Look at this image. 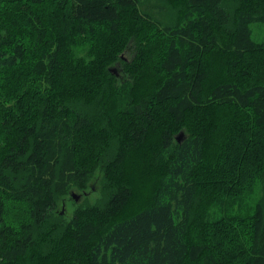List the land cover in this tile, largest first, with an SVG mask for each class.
<instances>
[{"label":"trees","instance_id":"obj_1","mask_svg":"<svg viewBox=\"0 0 264 264\" xmlns=\"http://www.w3.org/2000/svg\"><path fill=\"white\" fill-rule=\"evenodd\" d=\"M140 1L0 0V264H264V0Z\"/></svg>","mask_w":264,"mask_h":264},{"label":"rangeland","instance_id":"obj_2","mask_svg":"<svg viewBox=\"0 0 264 264\" xmlns=\"http://www.w3.org/2000/svg\"><path fill=\"white\" fill-rule=\"evenodd\" d=\"M157 3H158V0H144V1L141 0L139 6L141 10H146L147 13H150L154 16H158L159 11L153 8L154 4H157ZM250 28L252 32V39L256 42H263L264 41V24L258 23V22L252 23L250 25ZM80 54H82V51L80 52ZM123 57L129 58L130 54L129 53L125 54ZM73 194L78 195L77 193H73ZM262 194H263L262 187H260L259 183H256L252 193H248V194L244 193L240 197H233V198L230 197L227 202H223L224 204L220 203L221 206L212 208L211 217H214V218H218L221 216L229 217L231 215H236V214H239L241 216L248 215L252 212L256 202L259 200ZM97 196L98 195L95 192H89V195L87 197L90 202H93ZM71 210H72L71 206L67 205L65 209L66 215H70ZM233 227H236V223L227 222L225 223V225L221 227L207 228L204 236L207 240H210L213 248H216L214 245L219 240L226 239L229 243H231L230 238L233 236V234L231 233V229ZM198 242H199V239L195 237L190 240V245L193 243H196L197 245H199ZM209 248L211 249L210 246ZM208 254L210 255L209 257H211V259H214V255H212L211 253H208ZM216 255L218 256V259H219L218 262L220 264H231L230 261L234 260V256L231 253L225 254V253L216 252Z\"/></svg>","mask_w":264,"mask_h":264},{"label":"water","instance_id":"obj_3","mask_svg":"<svg viewBox=\"0 0 264 264\" xmlns=\"http://www.w3.org/2000/svg\"><path fill=\"white\" fill-rule=\"evenodd\" d=\"M179 136H180V135L177 136V140H178V141H179ZM72 196H73V199H74L75 201H78V200L80 199L79 196H75V195H73V194H72Z\"/></svg>","mask_w":264,"mask_h":264},{"label":"bare ground","instance_id":"obj_4","mask_svg":"<svg viewBox=\"0 0 264 264\" xmlns=\"http://www.w3.org/2000/svg\"><path fill=\"white\" fill-rule=\"evenodd\" d=\"M72 194H73V193H72ZM72 194H71V196H70V197H72V198H73ZM73 195H75V194H73ZM75 196H78V195H75ZM74 201H75V200H74Z\"/></svg>","mask_w":264,"mask_h":264}]
</instances>
